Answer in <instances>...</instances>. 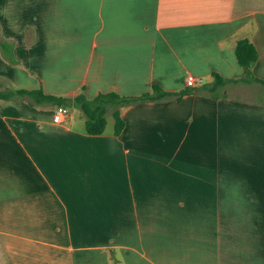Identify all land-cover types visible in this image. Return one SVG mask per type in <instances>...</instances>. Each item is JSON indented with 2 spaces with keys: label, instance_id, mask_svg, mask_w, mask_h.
I'll list each match as a JSON object with an SVG mask.
<instances>
[{
  "label": "crops",
  "instance_id": "crops-1",
  "mask_svg": "<svg viewBox=\"0 0 264 264\" xmlns=\"http://www.w3.org/2000/svg\"><path fill=\"white\" fill-rule=\"evenodd\" d=\"M242 37L264 79V0H0L3 86L175 93L109 104L100 135L78 107L0 98V264H264V84L242 80ZM215 72L238 80L213 90Z\"/></svg>",
  "mask_w": 264,
  "mask_h": 264
},
{
  "label": "trees",
  "instance_id": "trees-1",
  "mask_svg": "<svg viewBox=\"0 0 264 264\" xmlns=\"http://www.w3.org/2000/svg\"><path fill=\"white\" fill-rule=\"evenodd\" d=\"M236 54L238 61L241 65L249 68L248 74L242 80L246 82L260 81L264 84V79L256 76L253 72V66L259 59V50L248 37H242L237 40ZM215 83L212 87L215 88L225 85L228 81H237L238 79H227L220 75L218 72L214 73ZM3 84L0 82V98L11 99L19 96H31L36 102L39 103H53L56 105L75 106L81 109L86 120V130L89 134L100 135L105 132L108 125V106L111 103L124 104L137 99H160L163 97L175 94L166 91L161 85L154 83L152 91L146 92L141 96L122 97L116 91L101 92L96 97L90 98L85 92L80 93L76 97L59 96L47 93L43 88H18L13 86H6L2 88ZM5 86V85H4ZM115 118V134L120 135L125 126L126 121L119 109L113 113Z\"/></svg>",
  "mask_w": 264,
  "mask_h": 264
},
{
  "label": "built area",
  "instance_id": "built-area-1",
  "mask_svg": "<svg viewBox=\"0 0 264 264\" xmlns=\"http://www.w3.org/2000/svg\"><path fill=\"white\" fill-rule=\"evenodd\" d=\"M197 79L194 75H189L187 77V84L190 86L195 85ZM70 114V109L65 105H59L54 113V120L57 122L64 121L66 117Z\"/></svg>",
  "mask_w": 264,
  "mask_h": 264
},
{
  "label": "rangeland",
  "instance_id": "rangeland-1",
  "mask_svg": "<svg viewBox=\"0 0 264 264\" xmlns=\"http://www.w3.org/2000/svg\"><path fill=\"white\" fill-rule=\"evenodd\" d=\"M1 87H2L3 89L6 88L5 86H1ZM68 108H69V107H68ZM109 120H110V122H112V123L114 122V118H113V116L110 115V114H109Z\"/></svg>",
  "mask_w": 264,
  "mask_h": 264
}]
</instances>
